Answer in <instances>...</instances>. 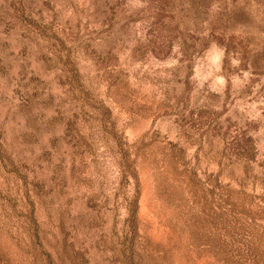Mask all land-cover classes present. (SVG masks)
Wrapping results in <instances>:
<instances>
[{
    "label": "rangeland",
    "instance_id": "1",
    "mask_svg": "<svg viewBox=\"0 0 264 264\" xmlns=\"http://www.w3.org/2000/svg\"><path fill=\"white\" fill-rule=\"evenodd\" d=\"M0 264H264V0H0Z\"/></svg>",
    "mask_w": 264,
    "mask_h": 264
}]
</instances>
